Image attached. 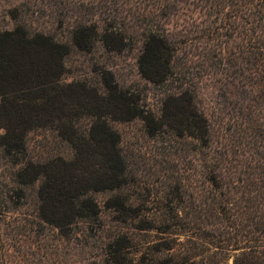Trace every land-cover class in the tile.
Returning <instances> with one entry per match:
<instances>
[{"label": "rangeland", "instance_id": "rangeland-1", "mask_svg": "<svg viewBox=\"0 0 264 264\" xmlns=\"http://www.w3.org/2000/svg\"><path fill=\"white\" fill-rule=\"evenodd\" d=\"M191 2L186 26L170 25L180 39L173 73L154 82L140 71L145 26L136 15L124 18L103 0H0V30L23 25L69 44L56 77L64 101L71 99L63 112L53 110L50 121L26 131L24 150L9 154L0 145V209L14 204L7 196L20 187L18 162L76 176L98 203L90 215L82 198L88 215L68 230L77 262L85 256L107 264L125 244L124 264H264V15L255 25L251 3L240 16L232 5L209 15ZM11 7L18 9L14 19ZM91 23L99 32L92 47L80 49L72 37ZM111 25L127 41L120 51L104 44ZM83 33L91 42V31ZM112 83L133 97L146 120L109 101ZM181 94L185 100L174 98ZM102 121L118 135L120 161L95 141ZM109 166L122 169L116 190L108 188ZM40 182L24 186L30 209Z\"/></svg>", "mask_w": 264, "mask_h": 264}, {"label": "trees", "instance_id": "trees-1", "mask_svg": "<svg viewBox=\"0 0 264 264\" xmlns=\"http://www.w3.org/2000/svg\"><path fill=\"white\" fill-rule=\"evenodd\" d=\"M103 1L109 2L106 4L109 10L119 12L124 18L130 19L125 14L139 18L141 25L145 26L139 56L141 74L154 82L167 79L173 73L176 44L180 40L175 38L170 25L176 29L186 26L191 0ZM253 1L195 0V3L202 10L206 9L209 15L213 12L218 14L232 5L240 16L246 13L248 4L251 3L249 9L253 12L256 25L263 19L264 0H256V5ZM17 11V7H11L7 12L14 19ZM98 29L95 23L79 26L72 37V43L80 49H87L90 45L92 47ZM84 30L91 31V42L83 35ZM181 31L179 33L182 37ZM124 38V33L115 25H111L103 34L105 46L117 51L126 46L127 41ZM68 52L69 44L56 41L42 32L30 33L23 25L0 30V127L4 129V133L0 134V145L9 154L25 149L26 131L47 123L51 120L48 119L53 110L62 111L59 109L61 106L70 104L71 99L64 101L65 89L63 86L60 89L61 85H57L56 77L63 68V58ZM51 88H55V91L49 90ZM107 91L109 101H113L128 117H141L145 120L148 118L147 113L139 111L133 97L119 91L115 83L107 84ZM174 98L185 100L186 95L181 94ZM94 128L98 129L95 141L103 143L105 147L103 154L115 152V161H120L117 133L106 121ZM73 136L76 137L75 132ZM73 138L71 137V142ZM18 165L14 178L20 187L15 194L7 196L8 201L14 204L8 209H0V264H91L89 257L79 256V262L72 258L70 253L76 252L72 242H67V233L77 222L76 219L88 215L84 205L79 206L82 198L87 197L89 201L90 215L91 211L97 213L98 203L81 191L79 181L72 174L56 175V167L45 168L42 163L32 160L18 162ZM111 169H106L111 170L106 181L109 189L116 190L123 179L122 169L114 166ZM39 181L35 208L30 209L24 186ZM262 215L264 216L263 211ZM128 246L124 244L116 249L119 254H111L106 259L107 264H124L119 256H125V253L129 256L125 250ZM260 259L256 253L253 255L254 263H260ZM193 262L197 264L194 260L190 263Z\"/></svg>", "mask_w": 264, "mask_h": 264}]
</instances>
